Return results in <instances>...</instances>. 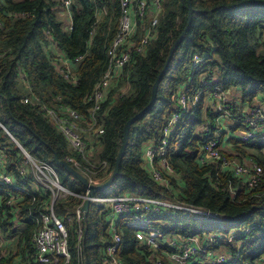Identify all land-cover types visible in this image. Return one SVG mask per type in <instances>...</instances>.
<instances>
[{"label": "trees", "instance_id": "16d2710c", "mask_svg": "<svg viewBox=\"0 0 264 264\" xmlns=\"http://www.w3.org/2000/svg\"><path fill=\"white\" fill-rule=\"evenodd\" d=\"M64 0H0V156L5 170L19 189L0 186V229L14 245L0 264H38L34 258L35 218L47 212L52 192L37 182L33 168L25 162L23 150L39 163L50 164L61 184L76 194L85 186L55 161H66L73 152L54 122L34 101L58 109L70 106L90 121L91 104L85 98L92 93L107 66V49L119 24V0H72V26L65 27ZM192 17L187 33L175 49L166 74L159 83L154 105L132 124L119 173L112 185L98 197L140 194L144 197L165 196L217 213L218 217L200 218L177 210L157 214L155 224L164 232L183 238L202 237L208 233L225 235L215 248H224L227 264H261L264 259V136L252 143L232 141L234 154L229 160L239 163L251 158L262 168L256 185L219 164L202 166L197 159L206 141L214 138L217 114L207 106L206 96L215 90H239L240 100L251 104L264 93V0H190ZM189 0H162L159 23L152 32L144 53L133 52L111 87L97 116L100 136H84L87 159L106 162V174L97 170L96 177L107 180L112 174L123 140L126 122L143 110L151 99L152 86L163 69L170 48L188 23ZM93 32V34H91ZM145 32L139 26L132 37L135 45ZM54 44L62 54L55 53ZM62 55L71 63L76 83L64 77L57 66ZM198 56L200 62L195 61ZM190 102L181 108L177 102L181 90ZM197 100L193 103L194 99ZM231 110L236 107L230 102ZM174 113L180 118L167 139L166 152L155 156L163 160L175 176H164L172 189L153 180L144 168V151L149 144L159 147L163 130ZM239 118L243 113L239 112ZM206 124L209 131L204 132ZM204 128V129H203ZM243 130L248 129L242 125ZM81 162V163H82ZM68 163V162H67ZM85 163V162H83ZM82 163V164H83ZM85 165V164H83ZM26 168L25 175L19 173ZM87 166V165H85ZM162 171V170H161ZM172 174V175H173ZM14 197V199H11ZM12 203H6V200ZM82 201L76 196L57 199L55 214L69 231V264H105L104 250L111 243L106 220V206L91 202L86 214V230L81 247L77 223L71 218ZM120 220L122 237L118 260L121 264H153L151 252L135 237V228ZM19 223V224H18ZM162 247L171 248L161 241ZM62 264V263H61Z\"/></svg>", "mask_w": 264, "mask_h": 264}, {"label": "built area", "instance_id": "2783aa9c", "mask_svg": "<svg viewBox=\"0 0 264 264\" xmlns=\"http://www.w3.org/2000/svg\"><path fill=\"white\" fill-rule=\"evenodd\" d=\"M72 0L63 1V12L69 18L68 29L72 30ZM120 18L117 31L107 49V66L100 80L96 83L93 91L85 100L91 104L90 121L87 126H83L84 119L82 115L70 106L60 105L58 109L51 108L41 101L38 96L25 97L24 102L34 101L40 105L47 117H49L57 127L58 131L66 139L70 149L82 156V163L74 156H68L67 162L79 173L87 178L92 185H99L105 181L104 178L96 177L97 170L106 174V162L92 163L86 157L88 151L87 141L84 136H100L104 134L102 127H97V114L101 105L106 101L115 78L120 75L122 69L131 60L133 52L144 53L152 36V32L159 23L162 11V0H119ZM145 24V32L140 40L133 45L132 37L138 30L139 26ZM2 24L0 22V28ZM93 34V32L91 33ZM55 53L61 55L54 44ZM60 51V50H59ZM82 57H76L73 61L62 55V63L57 68L64 77L76 83L72 75L71 63H78ZM200 58L195 56V61L200 62ZM197 100L194 99L193 103ZM177 102L184 108L190 102L187 92L183 89L179 92ZM229 92L220 89L209 93L206 96L207 106L215 117L216 129L214 138L209 139L202 146L201 152L197 159L204 166L207 164H219L223 170H232L237 176H245L250 180L252 185H256L262 174V168L254 164L239 163L235 160H229L223 152L222 146V126L231 117L239 122V118L234 116L229 103ZM243 125L248 129L243 130L242 134L237 137L239 142L252 143L264 136V111L257 106L249 108L246 112ZM180 113H174L168 124L165 126L162 144L157 147L149 144L144 151V168L148 170L158 183L172 189L170 181L164 176H175L172 170L167 168L163 160L159 161L161 170L154 163L155 156L162 157L166 152L167 139L174 131V124L179 120ZM205 128V129H204ZM203 131L208 132L209 126L206 124ZM25 162L33 168L34 178L41 185L52 192V200L47 207V212L41 213L36 217L37 229L33 236V248L35 249L34 260L38 264H69L71 253L69 251V231L65 223L59 218L54 211V203L57 199L67 196H76L82 202L75 207L74 216L71 220L77 223L76 233L78 235V244L81 247L83 236L86 230V214L82 209L84 202L89 199L90 189L85 186L84 194H76L65 188L60 180L56 170L48 163H39L23 150ZM164 174H163V173ZM19 173L25 175L26 168L20 167ZM173 174V175H172ZM0 186L19 189L13 177L5 170V164L0 156ZM11 199H14L12 197ZM90 202H98L106 206V220L108 233L112 238L111 243L104 250L105 264H121L118 260V254L122 243L121 234L118 231L120 220L126 215L129 217L125 224L128 227L135 228L134 234L136 239L143 245H146L151 252L153 264H227L230 261L224 248L217 249L215 246L222 243L225 235L217 233H208L200 236L181 237L170 232H164L156 227L158 223L154 217L161 211L177 210L197 215L200 218L218 217L217 213H211L200 207L172 201L165 196L144 197L140 194H124L115 197H98L90 198ZM6 203L12 202L8 199ZM19 224V223H18ZM165 241L170 250L167 251L162 247L161 241ZM14 245V239L4 238L0 229V259L7 257ZM223 249V250H222Z\"/></svg>", "mask_w": 264, "mask_h": 264}, {"label": "water", "instance_id": "95a60500", "mask_svg": "<svg viewBox=\"0 0 264 264\" xmlns=\"http://www.w3.org/2000/svg\"><path fill=\"white\" fill-rule=\"evenodd\" d=\"M189 6H190V8H189V16H188L187 26L185 27L183 32L179 35V37L175 40L172 47L170 48L169 55H168V58L165 62V65H164L163 69L161 70V72L158 74V76H157V78H156V80L152 86V94H151L150 102L148 103V105L143 110H141L135 116L130 118L124 126V134H123L122 144H121L120 151L118 153V156H117V159L115 162L114 170H113L112 174L110 175V177L99 185H92L88 182L87 178L84 177L81 173H79L75 168H73L71 165H69L66 161L59 160L58 156L55 155L54 158H55V161L58 165L62 166L68 173L75 176L84 186H86L90 189V193L88 195L89 199H87L82 206V209L84 211L88 212V210H89V205L91 203L90 198L96 196V194L98 192H101V191L108 189L112 185L115 177L119 173V164H120L121 159L123 158V156L125 154V150H126V147L128 144V136H129V132H130V128H131L132 124L135 123L140 117H142L147 111H149L150 108L154 105L156 98H157V90H158L159 83L161 82V80L163 79L164 75L166 74V72L168 70V67L171 63V60L173 58L176 47L178 46V44L180 43V41L182 40V38L185 36V34L188 31L190 21H191V17H192V9H191L190 0H189Z\"/></svg>", "mask_w": 264, "mask_h": 264}, {"label": "crops", "instance_id": "0c3cea01", "mask_svg": "<svg viewBox=\"0 0 264 264\" xmlns=\"http://www.w3.org/2000/svg\"><path fill=\"white\" fill-rule=\"evenodd\" d=\"M64 21H65V27H68L69 25V18L66 16L65 12H63V14L60 16ZM56 47L58 48V46L56 45ZM55 50V49H54ZM58 49L57 51L59 53H61V50ZM232 94V98L231 101L233 103V106L235 105V109L232 110V113L234 116L239 118V112L243 113V118L240 119L239 118V122L235 120V117H231L230 120H227L226 122L223 123L222 126V146H223V152L224 155L227 158H230L229 155L234 154V150L232 148V141L233 140H237V137L239 138V136L242 134L243 128V121L246 117V113L249 110V108L257 106L260 107L263 111H264V93L258 95L254 101L251 104H244L241 102L240 97H241V92L239 90H234L231 91ZM239 142V141H238ZM263 154H264V149H263ZM248 162H244V164H254L255 162L251 159V158H247ZM245 164V165H246ZM223 250V249H222ZM264 264V259H263V263Z\"/></svg>", "mask_w": 264, "mask_h": 264}, {"label": "rangeland", "instance_id": "374dc122", "mask_svg": "<svg viewBox=\"0 0 264 264\" xmlns=\"http://www.w3.org/2000/svg\"><path fill=\"white\" fill-rule=\"evenodd\" d=\"M232 98V94H229V99H231Z\"/></svg>", "mask_w": 264, "mask_h": 264}]
</instances>
